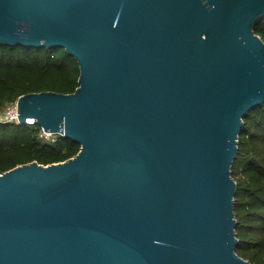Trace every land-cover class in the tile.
I'll list each match as a JSON object with an SVG mask.
<instances>
[{"label":"water","instance_id":"1","mask_svg":"<svg viewBox=\"0 0 264 264\" xmlns=\"http://www.w3.org/2000/svg\"><path fill=\"white\" fill-rule=\"evenodd\" d=\"M264 0H0V43L64 48L72 94L18 99L81 145L0 173V264H253L233 165L264 104Z\"/></svg>","mask_w":264,"mask_h":264},{"label":"trees","instance_id":"2","mask_svg":"<svg viewBox=\"0 0 264 264\" xmlns=\"http://www.w3.org/2000/svg\"><path fill=\"white\" fill-rule=\"evenodd\" d=\"M255 30L264 40V19ZM80 74L78 61L64 48L0 43V109L30 93L72 94L79 87ZM40 131L36 124L0 123V173L33 161L64 162L79 153L78 142L60 134L56 141H46ZM238 175L242 176L237 179ZM233 176L237 180V253L253 264H264V104L245 118Z\"/></svg>","mask_w":264,"mask_h":264},{"label":"built area","instance_id":"3","mask_svg":"<svg viewBox=\"0 0 264 264\" xmlns=\"http://www.w3.org/2000/svg\"><path fill=\"white\" fill-rule=\"evenodd\" d=\"M18 112L19 108L17 100L16 102L11 103L3 112L0 111V123L19 124ZM30 123L35 124L34 122ZM57 135L59 134L46 131L43 127H41L40 136L42 139L54 142L56 141Z\"/></svg>","mask_w":264,"mask_h":264},{"label":"rangeland","instance_id":"4","mask_svg":"<svg viewBox=\"0 0 264 264\" xmlns=\"http://www.w3.org/2000/svg\"><path fill=\"white\" fill-rule=\"evenodd\" d=\"M11 103H5L3 107L0 109L1 112H3ZM32 124V123H29ZM242 175H238L237 179H239ZM235 178V177H234ZM236 179V178H235ZM237 181V180H236Z\"/></svg>","mask_w":264,"mask_h":264}]
</instances>
